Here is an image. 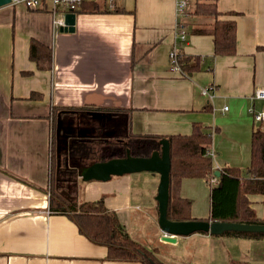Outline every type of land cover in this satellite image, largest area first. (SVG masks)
Here are the masks:
<instances>
[{"label": "crops", "instance_id": "1", "mask_svg": "<svg viewBox=\"0 0 264 264\" xmlns=\"http://www.w3.org/2000/svg\"><path fill=\"white\" fill-rule=\"evenodd\" d=\"M117 8L128 13L80 12L74 32L57 36L47 12L0 8V264H141L109 261L106 247L83 236L67 216L50 211L54 105L132 109L135 133L164 138L190 135L200 124L213 133L215 170L235 167L245 173L251 165L252 133L259 125L250 109L264 107L263 100L253 99L255 89L264 88V0L218 1L223 18L237 22L233 56H215L212 36L191 33L214 22L199 20L194 7L181 27L175 0H133ZM180 30L188 34L184 42ZM33 39L53 50L52 70L39 71L31 61ZM175 45L186 56L201 57V69L187 76L172 71ZM209 85L216 86L212 98L202 93ZM159 183L153 172L107 182L80 179L79 201L103 199L131 238L161 253L171 243L163 240L158 223ZM181 194L192 200L195 220L209 219L211 188L205 179H184ZM248 199L263 219L264 195ZM181 239L185 252L194 254L165 251L176 263L264 264V240L202 233Z\"/></svg>", "mask_w": 264, "mask_h": 264}, {"label": "trees", "instance_id": "2", "mask_svg": "<svg viewBox=\"0 0 264 264\" xmlns=\"http://www.w3.org/2000/svg\"><path fill=\"white\" fill-rule=\"evenodd\" d=\"M218 1L195 0L193 15L212 18L214 22L208 26L194 27L191 33L212 36L215 56H233L237 53V22L232 18H223L225 14L219 12ZM81 12L128 13L120 8L102 9L94 1L86 2ZM236 14L228 13L229 16ZM30 59L39 71H50L53 68V50L34 39L30 43ZM178 60L185 76L202 67L201 57L186 56L182 51ZM50 118V211L67 216L83 236L95 245L106 247L109 261L165 264L153 251L129 236L116 213L106 208L103 199L96 202L79 201L81 171L94 163L125 158L128 150L133 157L149 158L153 152L161 151L162 139L169 140L172 164L169 220H195L192 217V200L181 194L182 182L184 179H205L211 188L210 217L206 221L264 225V218H257L248 199V195H264V130L260 126L252 133L251 165L243 173L235 167L215 170L213 159L208 154L213 143V133H208L200 124L193 125L190 135L164 138L135 133L132 109L54 105L51 107ZM216 176L218 183L212 185L211 180ZM222 236L264 240V233L226 232Z\"/></svg>", "mask_w": 264, "mask_h": 264}, {"label": "water", "instance_id": "3", "mask_svg": "<svg viewBox=\"0 0 264 264\" xmlns=\"http://www.w3.org/2000/svg\"><path fill=\"white\" fill-rule=\"evenodd\" d=\"M10 0H0V8L9 5ZM67 28L65 32H74L76 15L68 14L66 17ZM161 151H155L149 158L133 157L130 150L125 158L111 159L107 162L94 163L81 171L84 182H107L115 176H124L142 172H153L160 175V183L156 200L159 205V227L165 234L163 240L175 243V237L190 236L195 233H208L213 236H222L226 232H253L264 233V225H247L228 222H211L206 220H191L175 222L168 219V206L170 199V172L171 157L168 139L160 141ZM58 164H61L59 156ZM219 176V172H217Z\"/></svg>", "mask_w": 264, "mask_h": 264}, {"label": "built area", "instance_id": "4", "mask_svg": "<svg viewBox=\"0 0 264 264\" xmlns=\"http://www.w3.org/2000/svg\"><path fill=\"white\" fill-rule=\"evenodd\" d=\"M87 1H102L108 10L117 9L116 0H10L9 6L19 7L23 6L30 11L35 12H47L52 16V26L53 32L55 35H59L65 32V29L68 27L66 24V17L68 14H75L81 12L83 5ZM195 0H175L176 3V16H177V26L181 27L182 21L185 16L188 14L191 4ZM177 27V28H178ZM179 42H184L187 39V32L180 30L178 32ZM181 50L178 45H175L170 53V65L171 70L174 72H181L180 63L178 56ZM216 91L215 85H209L205 88L202 93L205 96L213 97ZM253 99L263 100L264 101V88H256L253 94ZM228 108L226 107L225 110ZM251 114L253 115L254 121L264 130V107L260 112L250 109ZM209 156L214 157L213 151L210 149L208 152ZM218 178L217 176L211 180L212 185H217Z\"/></svg>", "mask_w": 264, "mask_h": 264}, {"label": "rangeland", "instance_id": "5", "mask_svg": "<svg viewBox=\"0 0 264 264\" xmlns=\"http://www.w3.org/2000/svg\"><path fill=\"white\" fill-rule=\"evenodd\" d=\"M133 0H116V3H117V5L118 6H120V7H126L128 4H130L131 2H132ZM194 5H195V1L191 4V8H193L194 7ZM103 7V6H102ZM207 18L208 17H203V18H198L199 20H207ZM212 19V18H211ZM211 19H209V20H211ZM213 20V19H212ZM206 23H196L195 25H197V26H200V25H205ZM194 25V26H195ZM187 36H188V34H187ZM181 72H182V70H181ZM182 75H184L183 74V72L181 73ZM185 76V75H184ZM147 230H150L151 229V226H148V228H146ZM180 239H179V241H178V243H171V244H167L168 246H166L165 248H164V252H161L160 253V251L161 250H163V249H161V248H159V245L157 246V244H153L155 247L157 246L158 248H159V253L157 252V253H155V255H156V257L159 259V260H161L162 262H164L165 264H185V262H184V260H183V262H174V259H173V256H171V255H169L168 253H166L165 251H168V252H170V253H172L173 255H175V256H177L176 254H174V252L176 251V252H181L182 253V251H184L185 252V250L184 249H186L185 247H186V245H187V243L186 242H184L182 239H181V237H179ZM152 243H154V242H152ZM175 245V246H174ZM188 249H190L189 247H188ZM186 254V257L187 256H192V254H194V252L192 251V249H190V250H188L187 252H185ZM185 257V258H186ZM184 258V259H185Z\"/></svg>", "mask_w": 264, "mask_h": 264}]
</instances>
